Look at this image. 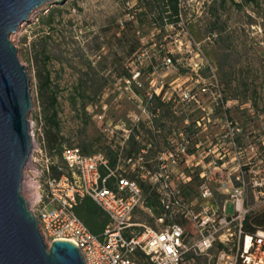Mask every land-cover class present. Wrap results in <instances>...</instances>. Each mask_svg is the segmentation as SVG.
<instances>
[{"label":"built area","instance_id":"2783aa9c","mask_svg":"<svg viewBox=\"0 0 264 264\" xmlns=\"http://www.w3.org/2000/svg\"><path fill=\"white\" fill-rule=\"evenodd\" d=\"M126 3L127 17L132 18L133 0ZM159 31L156 28L153 34L145 35L141 29L137 30L148 47L131 60L128 66L131 76L118 77L124 83L123 92L135 94L144 89L148 101L160 96L163 102H178L196 109L209 107L206 98L211 100L210 108L220 106L223 90L213 68L214 81L200 82L193 88H171L165 81L145 87L144 78L171 69L179 72L184 65L178 52L163 43L165 53L156 56L152 72L145 71L152 59L150 49L158 46L154 34ZM172 33L177 37L182 34L197 56L201 55L202 61L184 74L197 76L203 61L206 59L208 63L201 42L183 18L177 25H169L163 39L172 38ZM178 40L174 38L175 42ZM140 108L150 114L147 105ZM98 117L101 130L113 141L118 135V122L103 120V114ZM130 119L136 121L141 117ZM200 120L204 119H199L198 126ZM29 126L32 151L23 170L22 194L49 245L53 240L75 243L86 264H192L196 257L208 256L217 245L220 247L208 264H264V226L257 227L255 232L245 229L246 218L264 210V150L258 152L254 145H241L234 132L228 142L219 143L217 152L205 150L204 156L211 158L207 169L199 173L201 181L195 201L186 197L184 189L196 169L191 165L187 171L180 169L190 156V140H174L170 149L160 154L158 168L147 174L158 185L162 207L156 227L133 221L136 210L147 204L148 196L137 179L125 176L123 163H133L132 158L123 159L117 154L113 164L104 150L84 153L78 146H71L62 151L63 164H60L38 140L35 121L30 117ZM129 134L127 130L123 136L128 138ZM143 160L141 157L137 163L142 165ZM218 193L223 195L221 199ZM84 196L91 197L109 216L102 236L94 234L75 211ZM187 222H191L193 231L187 228ZM189 255H193L191 260Z\"/></svg>","mask_w":264,"mask_h":264},{"label":"rangeland","instance_id":"374dc122","mask_svg":"<svg viewBox=\"0 0 264 264\" xmlns=\"http://www.w3.org/2000/svg\"><path fill=\"white\" fill-rule=\"evenodd\" d=\"M127 1L56 0L11 35L30 78L33 108L29 117L35 121L38 140L60 164H63L61 155L65 147L78 146L93 153L108 146L99 114L108 122L125 121L136 115L146 117L137 107L142 104V97H136L132 91L124 93V83L118 81V58L122 60L121 66L130 64L136 54L148 47L147 40L141 41L136 24L130 30L134 32L130 38L122 40L118 36V23L128 18ZM180 7L182 18L201 42L208 63L206 59L203 61L205 64L196 71L197 76L195 73L184 75L202 61L201 55L197 56L182 34L177 37L172 33V38L162 42L178 52L184 65L179 72L171 69L153 78H144L145 87L165 81L171 88H193L200 82L214 81L213 68L224 100L214 109L210 108L211 100L206 98L205 104L209 106L206 110L178 102L173 104L162 115L171 122L172 136L195 138L201 127L193 124L203 118L207 127L218 120L221 135L234 132L240 138L255 136V144L261 146L262 140L258 138L264 136V0H180ZM175 37L180 40L175 42ZM51 92L57 97L54 109L48 108L44 100ZM53 110L58 122L55 129L46 121ZM185 120L188 123H183ZM184 124L190 127L188 133L181 135ZM54 132L58 137L56 146L50 140ZM196 173L186 190L191 198L199 192L200 177ZM144 184L147 189V183ZM218 194L221 199L223 195ZM250 202H254L253 197ZM133 221L159 226L152 212L143 208L135 212ZM186 226L194 230L191 222ZM219 247H214L208 256L196 257L192 264H208ZM192 257L189 255L188 259Z\"/></svg>","mask_w":264,"mask_h":264},{"label":"water","instance_id":"95a60500","mask_svg":"<svg viewBox=\"0 0 264 264\" xmlns=\"http://www.w3.org/2000/svg\"><path fill=\"white\" fill-rule=\"evenodd\" d=\"M56 0H0V264H86L68 240L49 245L22 194L32 151L30 78L11 35Z\"/></svg>","mask_w":264,"mask_h":264},{"label":"crops","instance_id":"0c3cea01","mask_svg":"<svg viewBox=\"0 0 264 264\" xmlns=\"http://www.w3.org/2000/svg\"><path fill=\"white\" fill-rule=\"evenodd\" d=\"M136 2L137 0H133L134 4ZM138 28L141 29L145 35H151L155 32L154 28L150 31H144V29L140 28V26H138ZM151 60L152 61H149V64L153 63V65L150 68L151 71L149 72L154 70L155 63L157 62L156 58L155 62L153 59ZM147 70L148 69H145V71ZM160 70L162 71V69ZM134 95L139 98L142 97V104L148 106L150 114H146L145 118L143 117L136 121L131 119L118 121V135L113 141H109L105 136L108 146L100 150H104L109 154L113 164L116 162L117 154L118 156L121 155L123 159L132 158L134 160V162L130 164L125 162L123 163V167L126 170L125 174H130L132 178L135 176V179L140 182L143 190L148 196L147 204L143 207V209L149 210L152 212L155 218H157V216H159L162 212V207L159 201V191L157 190L158 185L154 184V182L149 179L147 174L150 170H155L158 168V158L160 154L169 150L174 140H181L183 138L189 139L190 156L187 158L186 162L181 165L180 169H185V171H187L188 165H191L196 169V174L199 176V173H202L207 169L209 166V160L211 158L204 156L205 150L210 149L212 152H217L219 150V143L221 141L228 142L229 135L220 134L218 129L219 126L216 124L218 120H214L211 124H209V127H207V122L204 120H200L201 126H198L197 122L199 119H196L193 127L201 128L198 129V133L196 134L195 138H191V136L188 135L174 138L171 134V122L162 117L163 113L168 110L167 106L160 104V102L158 103V101H155V103L152 104L151 101L147 100L145 93L142 91H137ZM142 104H137V107H140ZM152 110H155V113H153ZM183 123H188V120H185ZM188 127L190 126H187L186 124L184 130L180 131V134L183 135L184 132L188 133ZM127 130H129L130 134L128 138H125L123 135ZM236 139L243 146L254 145L258 152H262L264 150V136L258 138V140H262L261 146H257L255 144V136H241L240 138V135H236ZM141 157L144 159L142 165L137 163ZM142 167H144V169ZM141 182H143V184ZM144 183H147V189H145ZM189 183L185 186V195ZM197 196L191 198L186 195L189 200L193 201H195ZM96 205L102 210L103 214V218L100 221V227L98 228V233L103 234L104 229L109 222V216L97 203Z\"/></svg>","mask_w":264,"mask_h":264},{"label":"trees","instance_id":"16d2710c","mask_svg":"<svg viewBox=\"0 0 264 264\" xmlns=\"http://www.w3.org/2000/svg\"><path fill=\"white\" fill-rule=\"evenodd\" d=\"M154 9L156 11H153ZM181 10L182 9L180 7V0H137L131 10L133 17L123 19L121 22L118 23V36L122 40L124 38H130L129 36L131 35V33H134H130V30L134 27L135 24L140 26V28L144 29V31H150L153 28L155 30L156 28L159 29V33L156 32L154 34L156 39L159 41L158 46L153 49V52L151 53V58L155 62L156 56L165 53L166 48L162 42L163 37L167 33V28L169 25H177L181 21ZM51 22L52 20H49V23ZM161 44L163 46H161ZM138 48L139 46L137 48H134L135 50L132 55L136 53ZM121 62L122 60L118 58V77L131 76L130 69L128 67L129 64H124V66H121ZM147 65L144 69H148L147 71L149 72L151 71L150 68L152 67L153 63H148ZM44 100L46 101V106H48V108L54 109L55 105L57 104V97L52 92L46 95ZM155 101H158V103L160 102V104L166 105L169 110L173 107L174 104L172 101L163 102L160 96H155L151 103L153 104L155 103ZM152 112L155 113V110H152ZM56 117V111L53 110V113L46 118V121L53 129L58 126ZM55 133L56 132L50 135V140L52 141L53 146H56L58 144V137ZM82 151L84 153H88V150L85 148H83ZM125 176L132 178L130 174H125ZM79 201L80 202H78L77 206L75 207L76 213L94 234L102 236V234L98 233L100 221L103 218L102 210L89 196H84L80 198ZM260 226H264V210L252 213L246 218L245 221L246 231L255 232L256 228Z\"/></svg>","mask_w":264,"mask_h":264}]
</instances>
